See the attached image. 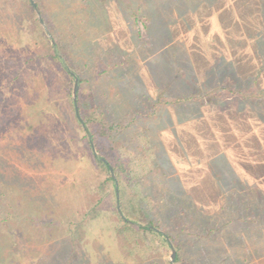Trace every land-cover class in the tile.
Listing matches in <instances>:
<instances>
[{
  "label": "rangeland",
  "instance_id": "374dc122",
  "mask_svg": "<svg viewBox=\"0 0 264 264\" xmlns=\"http://www.w3.org/2000/svg\"><path fill=\"white\" fill-rule=\"evenodd\" d=\"M0 1V264H264V0Z\"/></svg>",
  "mask_w": 264,
  "mask_h": 264
},
{
  "label": "trees",
  "instance_id": "16d2710c",
  "mask_svg": "<svg viewBox=\"0 0 264 264\" xmlns=\"http://www.w3.org/2000/svg\"><path fill=\"white\" fill-rule=\"evenodd\" d=\"M4 1V0H3ZM16 1H23V0H9V2L10 3H12L11 4V7H10V9L9 8H6L8 11V15L9 16H12L13 18L11 19V18H9L11 21H14L13 23H14V25H17V23H18V25H23V24H25V16L23 15V10H21V9H18V10H20V14H17V15H19L18 17H19V19L17 20H15L14 19V16L13 15H16V13H19L18 12V10H17V8L15 7V5H14V3L16 2ZM26 2H27V7L28 8H30V9H32V12L35 14V13H37L38 14V11H37V8L35 7V6H33V4L31 3V1L30 0H26ZM36 2H37V7H38V9L40 10V12L43 14L44 13V8H43V6H42V3L39 1V0H36ZM17 3V2H16ZM3 4V2L2 1H0V5H2ZM19 4V3H18ZM44 5V4H43ZM22 8H25V7H23L22 6ZM229 9H231V7L229 8ZM38 20L36 21L37 23H38V25H40V27H41V23H40V21H39V18H37ZM56 27H55V25H53V27L51 28V29H55ZM42 31H43V34H44V37L46 38V41L48 42V44H50V50H51V52H52V54L51 55H45V57L46 58H49L48 59V61H50V62H52V63H54L56 66H60V68L63 70V72L68 76V78H70V79H76L75 77V74H74V72L72 71V69L69 67L70 65H69V63H68V59H67V56L68 55H72V53L73 52H75V46H73V45H71V44H69L68 45V43H66V46H64L63 44H61V42H60V39L58 40V39H56L55 41H53V39H50L48 36H47V33L45 32V30H44V28H42L41 29ZM51 41V42H50ZM74 54V53H73ZM32 59V58H31ZM30 59V60H31ZM30 60H27V62L28 61H30ZM8 61H11V63H15L14 61H12V59L10 58V59H8ZM41 62H42V60H40ZM40 62V63H41ZM43 75H44V77L45 78H53V79H56L55 78V75L53 74L54 72L51 70V69H47L46 71L45 70H42V72H41ZM74 109H75V114H76V119H77V121H79L80 123H82V121L80 120V118H79V116H78V114H79V111H78V114H77V112H76V108H75V105H74ZM99 160V159H98ZM99 162L102 164V166L104 167V168H106L108 171L110 170V166H109V164H108V162H106V161H104V160H102V159H100L99 160ZM119 190H120V188L118 187V189H117V187L115 186V193L116 194H118V192H119ZM119 202H120V207H121V210H122V212H123V217H125V218H122V221L124 222V223H126V224H128L129 222H128V220H127V217H130V214L125 210V208H124V204H123V201H122V199L120 198V200H119ZM151 225L153 224V221H150L149 222ZM148 230H153V228L152 227H148L147 228Z\"/></svg>",
  "mask_w": 264,
  "mask_h": 264
},
{
  "label": "crops",
  "instance_id": "0c3cea01",
  "mask_svg": "<svg viewBox=\"0 0 264 264\" xmlns=\"http://www.w3.org/2000/svg\"><path fill=\"white\" fill-rule=\"evenodd\" d=\"M217 14L218 13L214 14V16H216ZM248 125H251L250 126L251 130L254 131L253 132L254 138H257L261 141H264V128H262L261 131L259 132L255 128V124L250 122V124H248ZM262 154H263L262 158L258 157V154H257V157L255 156L253 161L250 162V164L248 165V166H252V168H253V170H251L250 173L247 170V171L241 172V174L239 175L240 184L242 186L241 189L246 191V195H243V194L240 195V193H237V194L234 193V195L236 197V202L232 201L231 203H232V205H234V207L237 205V208H238L236 211H233L234 213L236 212L237 214H239V213L244 214L245 211H248L249 209L251 210V208H252L253 210L250 213L256 214L255 213L256 203L253 200H255L257 198H262L264 200V175H260L258 170H254V167L260 168V169H261V167H264V153H262ZM239 164L243 165L241 162H239ZM263 173H264V171L262 172V174ZM245 183L247 184L246 188L244 187ZM249 189H250V191H249ZM248 192H250V196L248 195L249 194ZM226 193L229 194L232 192H230V190L227 189ZM228 196H230V195H228ZM246 198H248L250 201L252 200L250 202V206L247 205L249 207L247 209L244 207V200ZM263 209H264V207H263ZM262 227H264V226H262Z\"/></svg>",
  "mask_w": 264,
  "mask_h": 264
},
{
  "label": "water",
  "instance_id": "95a60500",
  "mask_svg": "<svg viewBox=\"0 0 264 264\" xmlns=\"http://www.w3.org/2000/svg\"><path fill=\"white\" fill-rule=\"evenodd\" d=\"M30 1L33 4V6H35L37 8L36 2L34 0H30ZM40 20L43 21V19L41 18V16H40ZM77 88H78V78H76V80H75V87H74V100H75V102H76ZM76 112L78 114V107L77 106H76ZM78 116H79V114H78ZM92 146L94 148V145L93 144H92ZM176 256H177L176 250L173 248L172 259L174 260L176 258Z\"/></svg>",
  "mask_w": 264,
  "mask_h": 264
}]
</instances>
